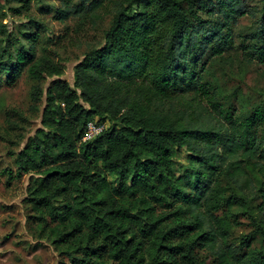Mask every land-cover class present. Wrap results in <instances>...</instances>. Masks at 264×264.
I'll list each match as a JSON object with an SVG mask.
<instances>
[{
  "label": "trees",
  "instance_id": "obj_1",
  "mask_svg": "<svg viewBox=\"0 0 264 264\" xmlns=\"http://www.w3.org/2000/svg\"><path fill=\"white\" fill-rule=\"evenodd\" d=\"M30 1L0 0V12ZM246 1L66 2L60 21L110 16L103 44L74 65L72 85L48 49L37 54L38 22L22 42L0 38V88L26 73L30 110L43 102L40 127L3 170L7 186L30 175L23 203L38 239L73 264H206L197 250L214 264H264V106L236 111L212 81L231 64V25L244 15L257 25L247 61L264 64V0ZM95 119L108 126L84 141ZM240 174L257 175L253 196ZM240 215L253 228L233 247Z\"/></svg>",
  "mask_w": 264,
  "mask_h": 264
},
{
  "label": "rangeland",
  "instance_id": "obj_2",
  "mask_svg": "<svg viewBox=\"0 0 264 264\" xmlns=\"http://www.w3.org/2000/svg\"><path fill=\"white\" fill-rule=\"evenodd\" d=\"M66 2L75 4L78 0H32L27 9L18 11L10 9L18 8V4L10 3L0 12V38L15 36L22 42L24 37L21 34L35 33L37 29L32 21L38 22L42 29L37 31L40 38L37 54L41 52L39 48L48 49L49 55L62 63L64 74L60 79L72 85L74 65L87 50L103 44V34L109 26L110 16L100 17L97 21H89L84 25L79 24L77 16H68L60 21L59 10ZM246 5L257 8L260 6L258 0H247ZM255 20L250 15H244L231 25L232 44L225 54L231 64L226 68H216L212 79L222 102H232L236 111L243 110L246 106H264V64L258 61L248 62L244 53V48L250 44V36L257 27ZM14 46L16 47L11 43V48ZM49 81L47 79L43 82L44 88ZM33 82L24 73L14 87L0 88V264H73L51 241L38 239L32 231L27 220L28 210L23 203L30 175L21 180L14 179L7 186V174H3V170L14 168V156L10 152L17 153L27 138L40 127L43 102L37 111L30 110ZM95 122L102 129L108 126L107 121L97 122L95 119ZM258 135L264 137V125L259 129ZM176 163L179 169L187 164L185 151L178 153ZM255 176L257 175L240 174L238 180L242 186H246L244 192L249 193L250 197L258 186ZM258 202L259 200H254V204ZM240 209L235 207V210ZM259 215L257 211L254 212L255 218ZM261 217L264 223V216ZM239 222V226L230 230L228 244L233 247H238L253 228L245 215L239 216ZM197 251L206 264H214L215 259L209 251Z\"/></svg>",
  "mask_w": 264,
  "mask_h": 264
},
{
  "label": "built area",
  "instance_id": "obj_3",
  "mask_svg": "<svg viewBox=\"0 0 264 264\" xmlns=\"http://www.w3.org/2000/svg\"><path fill=\"white\" fill-rule=\"evenodd\" d=\"M101 131H102V128L98 127L96 125V122L94 123V120L90 121L88 123L86 131L84 133L83 140L84 141L89 140L92 137H94L95 135H97L98 133H100Z\"/></svg>",
  "mask_w": 264,
  "mask_h": 264
}]
</instances>
